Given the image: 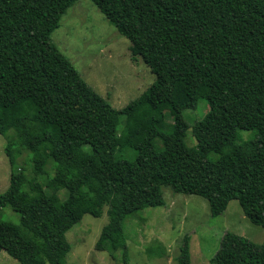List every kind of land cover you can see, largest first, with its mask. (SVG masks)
I'll list each match as a JSON object with an SVG mask.
<instances>
[{"label": "trees", "instance_id": "16d2710c", "mask_svg": "<svg viewBox=\"0 0 264 264\" xmlns=\"http://www.w3.org/2000/svg\"><path fill=\"white\" fill-rule=\"evenodd\" d=\"M75 1L0 0V135L13 133L0 209L19 216L18 225L0 221V253L19 264H67V231L106 208L99 242L128 264L125 222L164 207L162 187L201 197L211 217L236 200L264 227V0H90L154 76L121 109L51 41ZM200 100L208 110L189 148L182 112ZM238 130L254 132L249 154ZM18 149L29 153L30 178L15 168ZM50 163L54 175L42 185ZM63 190L64 199L52 198ZM177 264H190L187 236ZM209 264H264V242L225 232Z\"/></svg>", "mask_w": 264, "mask_h": 264}, {"label": "rangeland", "instance_id": "374dc122", "mask_svg": "<svg viewBox=\"0 0 264 264\" xmlns=\"http://www.w3.org/2000/svg\"><path fill=\"white\" fill-rule=\"evenodd\" d=\"M51 41L71 62L80 77L96 93L106 99L113 108L121 109L137 98L154 81V76L145 64L129 52L128 41L120 36L90 0H76L59 20V27L51 33ZM181 101H185L180 97ZM208 108L200 100L195 109L182 112L188 125L184 142L187 147L196 145L191 135L193 124L201 120ZM125 137L123 130L120 134ZM252 131H237V142L250 153ZM0 135V193L9 184L11 165L5 153L8 139ZM14 151V150H13ZM15 154V152H14ZM218 156L210 153L213 160ZM15 168H21L30 178L33 176L29 153L18 149ZM46 174L37 177L42 185L54 175L52 164H47ZM164 207L145 208L125 222L128 264H177L183 238H189L190 264H209V259L219 247L221 236L231 232L255 244L264 242V227L250 223L236 200L228 203L224 213L211 217L207 202L199 196L173 193L162 187ZM63 190L51 195L54 200L64 199ZM0 221L18 225L19 216L9 208L0 209ZM108 222L106 208L99 218L84 215L80 222L65 234L71 250L67 264H121L120 252L110 254L99 242L100 231ZM164 248L161 257L156 252ZM0 264H19L4 251Z\"/></svg>", "mask_w": 264, "mask_h": 264}]
</instances>
